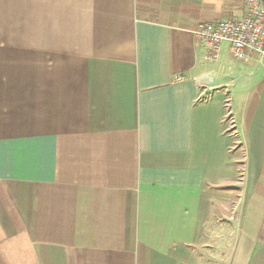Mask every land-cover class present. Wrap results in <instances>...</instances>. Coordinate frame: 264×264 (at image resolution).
Returning <instances> with one entry per match:
<instances>
[{"label": "crops", "instance_id": "0c3cea01", "mask_svg": "<svg viewBox=\"0 0 264 264\" xmlns=\"http://www.w3.org/2000/svg\"><path fill=\"white\" fill-rule=\"evenodd\" d=\"M245 11L0 0V264H264V67L195 36Z\"/></svg>", "mask_w": 264, "mask_h": 264}, {"label": "built area", "instance_id": "2783aa9c", "mask_svg": "<svg viewBox=\"0 0 264 264\" xmlns=\"http://www.w3.org/2000/svg\"><path fill=\"white\" fill-rule=\"evenodd\" d=\"M195 36L205 46L208 60L217 61L222 44L228 42L235 59L264 67V0H246L241 18L201 22Z\"/></svg>", "mask_w": 264, "mask_h": 264}, {"label": "rangeland", "instance_id": "374dc122", "mask_svg": "<svg viewBox=\"0 0 264 264\" xmlns=\"http://www.w3.org/2000/svg\"><path fill=\"white\" fill-rule=\"evenodd\" d=\"M226 109H227V111H226V121H227L226 129H234L233 127H235V129H236L237 128L236 127V117L234 115V107L232 104V100H228V104L226 106ZM234 135L237 136V142H238L237 144H243L241 142L240 133H238V131H237Z\"/></svg>", "mask_w": 264, "mask_h": 264}]
</instances>
